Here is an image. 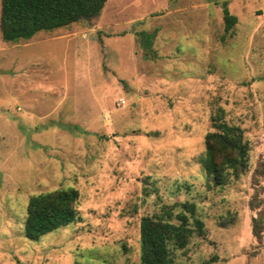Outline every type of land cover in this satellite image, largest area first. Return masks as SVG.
Returning <instances> with one entry per match:
<instances>
[{
    "label": "rangeland",
    "instance_id": "obj_1",
    "mask_svg": "<svg viewBox=\"0 0 264 264\" xmlns=\"http://www.w3.org/2000/svg\"><path fill=\"white\" fill-rule=\"evenodd\" d=\"M1 16L0 264H140L141 219L178 224L184 203L204 231L173 264H264V0H107L17 42ZM215 120L249 147L221 184L202 164ZM69 188L77 219L27 238L30 197Z\"/></svg>",
    "mask_w": 264,
    "mask_h": 264
},
{
    "label": "trees",
    "instance_id": "obj_2",
    "mask_svg": "<svg viewBox=\"0 0 264 264\" xmlns=\"http://www.w3.org/2000/svg\"><path fill=\"white\" fill-rule=\"evenodd\" d=\"M107 0H2L1 31L6 42L33 38L43 30H55L72 23L90 20L101 14ZM225 31L232 29L237 17L223 6ZM214 131L206 136V150L202 164L207 175L221 184L229 169L235 173L247 165L248 143L243 130L226 121H214ZM77 189H60L32 195L27 205L25 236L38 240L42 236L68 225L77 219ZM183 210L193 214V204H182ZM185 211L178 213L180 223H172L153 216H144L140 222V264H173L169 246L183 248L195 231L202 234L204 223L193 216L194 227L189 226ZM254 231L257 232L258 218ZM210 259L203 264L212 262Z\"/></svg>",
    "mask_w": 264,
    "mask_h": 264
}]
</instances>
